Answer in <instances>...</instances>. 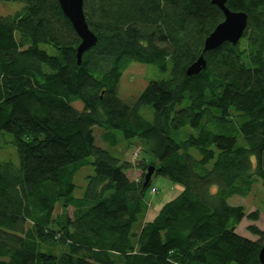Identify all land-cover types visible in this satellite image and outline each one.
Here are the masks:
<instances>
[{"label":"trees","instance_id":"obj_1","mask_svg":"<svg viewBox=\"0 0 264 264\" xmlns=\"http://www.w3.org/2000/svg\"><path fill=\"white\" fill-rule=\"evenodd\" d=\"M4 1L23 6L0 14V133L12 134L18 155V165L0 160V264H259L264 230L247 225L256 240L236 232L259 210L227 200L257 181L264 189V0H226L246 13L244 33L203 53L191 75L223 20L211 0H84L97 41L80 64V39L57 0ZM132 63L164 76L122 99ZM94 126L112 145L135 138L151 157L112 155ZM86 164L93 173L75 196ZM148 166L184 188L140 223ZM134 168L141 176L131 179Z\"/></svg>","mask_w":264,"mask_h":264},{"label":"rangeland","instance_id":"obj_2","mask_svg":"<svg viewBox=\"0 0 264 264\" xmlns=\"http://www.w3.org/2000/svg\"><path fill=\"white\" fill-rule=\"evenodd\" d=\"M23 4L21 2H12L0 0V14L8 15L13 14L14 12L21 9ZM41 47L46 48L49 52H52V49L47 45H41ZM164 73H159L154 67L147 64L132 63L123 73L119 86H118V96L122 99H131L137 97L140 92L144 89L147 83L150 80H156L160 77H163ZM77 106V104H75ZM141 112L147 117H151L148 112L144 109ZM95 135V143L106 148L112 155L125 159L127 161H132L134 163L138 162L139 159L145 158L149 159L151 156L146 152L141 144L137 143L135 138L133 139H121L117 142L116 145L110 144L108 141H105L101 138L100 127H93ZM192 132V130L187 126L181 130L180 137H186V135ZM238 143L240 145H245V140L242 136H238ZM196 154V152H195ZM197 156V155H196ZM90 161L91 157L88 158ZM0 160L2 161H12L15 165H18V155L16 147L13 143L12 134L6 131L0 133ZM141 169L134 168L127 171L128 176L131 179H135L141 176ZM93 173V168L91 164H86L81 167L74 175L73 181L76 185L74 190L75 196H81L85 185H86V176ZM155 188V192H150L151 188ZM184 186L182 183L173 182L167 177L162 175H153L150 180V188L146 194L147 200V210L142 218H140V223H143L146 220H151L158 213L162 205L177 195L181 193ZM214 189V187H213ZM227 202L230 205H242L245 207L247 212H252L254 210H259V219L255 222L249 221L244 218L236 228V232L242 236H245L249 239L256 240L257 237L252 235L246 230L247 225L255 224L260 229L264 230V189L262 188L260 181L254 183L251 191L245 195H233L228 198ZM59 209L56 208V212ZM69 208V213L71 212ZM71 214V213H70ZM135 229H138V224L135 225ZM57 250V248H54ZM43 251H48L46 246L42 247Z\"/></svg>","mask_w":264,"mask_h":264},{"label":"water","instance_id":"obj_3","mask_svg":"<svg viewBox=\"0 0 264 264\" xmlns=\"http://www.w3.org/2000/svg\"><path fill=\"white\" fill-rule=\"evenodd\" d=\"M62 12L71 22L80 42L76 48L77 63H81L82 54L90 47L94 46L97 37L89 29L85 20L83 10L84 0H57ZM211 2L219 7L223 13V20L219 22L215 28L205 37L203 48L198 58L186 69L188 75L197 74L204 66L205 60L203 53L216 48L221 43L227 41L236 44L242 37L247 26V15L242 11H232L225 5L226 0H211ZM154 167L148 166L144 174L143 185L146 186L153 174ZM259 264H264V243L258 253Z\"/></svg>","mask_w":264,"mask_h":264},{"label":"built area","instance_id":"obj_4","mask_svg":"<svg viewBox=\"0 0 264 264\" xmlns=\"http://www.w3.org/2000/svg\"><path fill=\"white\" fill-rule=\"evenodd\" d=\"M151 191H152V192H155V191H156V189H155V188H152V189H151Z\"/></svg>","mask_w":264,"mask_h":264}]
</instances>
